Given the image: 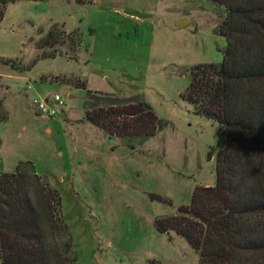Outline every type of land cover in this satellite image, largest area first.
<instances>
[{"label":"rangeland","instance_id":"rangeland-1","mask_svg":"<svg viewBox=\"0 0 264 264\" xmlns=\"http://www.w3.org/2000/svg\"><path fill=\"white\" fill-rule=\"evenodd\" d=\"M223 19L212 0L7 5L0 23V174L31 161L58 191L76 264L198 263L184 238L160 233L155 221L176 216L196 187L216 182L218 125L182 95L191 67L221 62L226 43L216 28ZM54 24L78 30L62 35L55 50L37 49ZM77 86L141 93L166 127L130 150L84 121L86 89ZM36 93L60 95L65 108L54 117L37 115L30 104Z\"/></svg>","mask_w":264,"mask_h":264},{"label":"trees","instance_id":"trees-1","mask_svg":"<svg viewBox=\"0 0 264 264\" xmlns=\"http://www.w3.org/2000/svg\"><path fill=\"white\" fill-rule=\"evenodd\" d=\"M10 2L0 0V23ZM212 3L224 10L216 28L226 43L222 60L191 67L182 97L196 114L218 125L216 182L196 187L187 206L178 207L176 216L157 219L155 227L184 238L197 254V264H264V0ZM62 35L70 33L54 24L36 41L37 49L55 50ZM80 36L71 41L73 47ZM42 57L54 58L46 52ZM83 108L85 122L130 150H139L166 127L141 93L86 89ZM4 121L1 116L0 123ZM76 261L58 191L31 161L2 172L0 264Z\"/></svg>","mask_w":264,"mask_h":264},{"label":"built area","instance_id":"built-area-1","mask_svg":"<svg viewBox=\"0 0 264 264\" xmlns=\"http://www.w3.org/2000/svg\"><path fill=\"white\" fill-rule=\"evenodd\" d=\"M30 104L37 115L54 117L65 108L66 102L60 95L54 94L48 98L36 96Z\"/></svg>","mask_w":264,"mask_h":264},{"label":"crops","instance_id":"crops-1","mask_svg":"<svg viewBox=\"0 0 264 264\" xmlns=\"http://www.w3.org/2000/svg\"><path fill=\"white\" fill-rule=\"evenodd\" d=\"M73 30H78V28H73V29H68L67 28V30H66V32L68 33V32H70V31H73ZM22 79H24V78H22ZM25 80V79H24ZM64 85V84H63ZM67 88H69L70 86L69 85H65ZM28 87H29V85H28ZM30 89H31V86H30ZM29 88H28V90H30ZM94 91V90H93ZM36 96H40V95H38L37 93H36V95H34L32 98H31V100L34 98V97H36ZM40 97H43V96H40ZM45 98V97H44ZM48 98V97H47ZM69 98H72L71 97V95H69ZM31 100H30V103H31ZM24 128V127H23ZM19 134V133H18Z\"/></svg>","mask_w":264,"mask_h":264}]
</instances>
